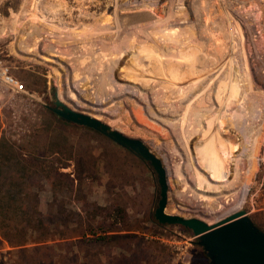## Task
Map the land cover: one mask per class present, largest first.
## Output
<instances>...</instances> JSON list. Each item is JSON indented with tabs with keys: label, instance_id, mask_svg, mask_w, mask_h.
I'll use <instances>...</instances> for the list:
<instances>
[{
	"label": "rangeland",
	"instance_id": "obj_1",
	"mask_svg": "<svg viewBox=\"0 0 264 264\" xmlns=\"http://www.w3.org/2000/svg\"><path fill=\"white\" fill-rule=\"evenodd\" d=\"M0 50L42 102L0 99V201L19 188L6 216L30 203L64 234L36 264H208L191 230L155 219L149 165L57 118L53 87L162 160L169 213L220 221L205 209L237 206L255 158L229 214L245 209L264 231V0H0Z\"/></svg>",
	"mask_w": 264,
	"mask_h": 264
},
{
	"label": "water",
	"instance_id": "obj_2",
	"mask_svg": "<svg viewBox=\"0 0 264 264\" xmlns=\"http://www.w3.org/2000/svg\"><path fill=\"white\" fill-rule=\"evenodd\" d=\"M51 91L53 105H47V108L57 118L103 134L149 165L159 186L155 219L162 224L181 225L191 230L196 238L194 242L202 247L208 264H264V231L253 222L245 209L240 208L214 224L196 217L167 212L168 173L162 160L145 142L112 128L100 119L70 108L60 100L56 87Z\"/></svg>",
	"mask_w": 264,
	"mask_h": 264
},
{
	"label": "trees",
	"instance_id": "obj_3",
	"mask_svg": "<svg viewBox=\"0 0 264 264\" xmlns=\"http://www.w3.org/2000/svg\"><path fill=\"white\" fill-rule=\"evenodd\" d=\"M62 166H53L54 168L50 170L59 173L58 169ZM13 187L15 191L6 193L10 202H13L19 191L15 184H13ZM28 196L35 198L36 195L29 193ZM10 202L0 201V248L8 247L5 253L0 254V264H36L40 262L34 259L36 251L39 249L50 250L55 246H59L60 241L64 240V234L61 232L58 235L52 233L50 227L54 224L53 222H49L42 217H34L33 205L30 203L26 204L21 210L23 217L14 221L13 217L6 216L7 211L14 210L13 203ZM59 223L57 222L55 225ZM130 236L135 237L134 235ZM111 238L112 236L101 235L96 240L105 241V239L110 240ZM135 238L139 240L138 237ZM78 242L79 240L76 243ZM25 255H30V258L25 257Z\"/></svg>",
	"mask_w": 264,
	"mask_h": 264
},
{
	"label": "built area",
	"instance_id": "obj_4",
	"mask_svg": "<svg viewBox=\"0 0 264 264\" xmlns=\"http://www.w3.org/2000/svg\"><path fill=\"white\" fill-rule=\"evenodd\" d=\"M17 95L31 97L42 103L41 98H36V94L29 91L23 81L13 73V67L7 55L0 50V99Z\"/></svg>",
	"mask_w": 264,
	"mask_h": 264
},
{
	"label": "bare ground",
	"instance_id": "obj_5",
	"mask_svg": "<svg viewBox=\"0 0 264 264\" xmlns=\"http://www.w3.org/2000/svg\"><path fill=\"white\" fill-rule=\"evenodd\" d=\"M144 8H145V7H144ZM120 20H121V18H120ZM56 88H57V87H56ZM57 91H58V90H57ZM59 94H60V93H58V96L60 97L61 94H60V95H59ZM202 96H203V95H202ZM186 102H187V101H186ZM193 102H194V101H193ZM187 104H188V103H187ZM181 105H182V104H181ZM194 105H195V104H194ZM186 107H187V106H186ZM71 108H72V107H71ZM91 111H92V110H91ZM94 112H95V111H94ZM94 112L92 111V112H89V113H86V114H88V115H90V116H92V117L97 118L98 115H97V113L95 114ZM96 112H97V111H96ZM84 113H85V112H84ZM97 119H99V118H97ZM255 123H256V122H255ZM263 126H264V125H263ZM234 128H235V127H234ZM260 129H261V128H259V130H260ZM262 129H263V128H262ZM239 130H240V129H239ZM259 130H258V131H259ZM259 132H260V131H259ZM234 134H235V133H234ZM236 136H237V135H236ZM236 140H237V139H236ZM236 140H235V141H236ZM237 141H238V140H237ZM234 143H235V142H234ZM247 145H248V144H247ZM236 146H237V145H236ZM251 146H252V145H251ZM234 147H235V146H234ZM231 148H232V147H231ZM231 148H230V149H231ZM241 148H243V146H242ZM235 149H236V148H235ZM247 149H248V148H247ZM240 150H241V149H240ZM244 150H245V149H244ZM249 151H250V150H249ZM231 152H233V151H231ZM231 152L227 154L228 157L226 156L228 159H230V157H231V159H232V157L235 156L234 153H231ZM239 152H240V151H239ZM247 152H248V151H247ZM249 153H251V152H249ZM239 154H240V153L237 154V157H238ZM244 154H245V153H244ZM170 155H171V154H170ZM247 155H248V154H247ZM173 156H174V155H173ZM173 156H172V157H173ZM240 156H241V155H239V157H238L239 159L237 158V162H238V164H240V163H239V162H240L239 160H241V162H242V159H241L242 156H241V158H240ZM253 156H254V155H253ZM209 158H210V157H209ZM209 158H208V160H210ZM243 158H244V156H243ZM231 159L229 160V162H225V161H224L225 163H224L223 166H222V167H224V169H223L224 171L228 170V168L230 167V165H231V164H230V161H232ZM254 159H255V158H253V159L251 160V162H250L249 165L247 164V165L249 166L248 171H247V172H248V177H247V179H246L245 182H244V187H243L242 189L240 188V189H241V192H240L238 195H236V196L238 197V198L236 197L237 200H236L235 198H234V200H236V201L233 200V202H236V203H237V206H235V207L233 206L234 208H230V207L233 205V204L230 202L232 205L230 204V207L228 206L230 209H227V210H226L225 208H226V206L228 205V203H227L226 206H225V208H224L226 211H224V209H223L222 211H224V212H222V213H220V214H218V213L216 212V211H217L216 209H215V210H214V209H208V207H207V209H205V212H206L207 216L209 215V216L212 217V218H215V219H219V218H220V219L222 220V219H224V218H225V217H226L231 211H233L236 207L239 208V206L242 205L241 203H242L243 196H244V194L246 193V191H247V189H248V186L250 185V184H249L250 180L253 178V177H252V176H253V174H252L253 169L256 168V163H255ZM226 161H227V160H226ZM247 161H248V160H247ZM172 162H173V161H172ZM203 163H204V162H203ZM222 163H223V161H222ZM226 163H227V164H226ZM235 164H237V163H235ZM238 164H237V165H238ZM243 166H244V163L242 164V169L244 168ZM239 167H240V166H239ZM221 169H222V168H221ZM235 169H238L237 172H239V168H235ZM246 169H247V168H246ZM213 170H214V169H213ZM211 171H212V170H211ZM169 172H170V171H169ZM177 172H178V171H177ZM167 173H168V172H167ZM170 173H171V172H170ZM233 173H235V170H234ZM241 173H242V172H241ZM228 174H229V173H228ZM239 174H240V172H239ZM243 174H244V172H243ZM245 174H246V173H245ZM245 174H244V176H245ZM216 175H217V174H216ZM217 176H218V175H217ZM239 176H241V175H239ZM246 176H247V175H246ZM246 176H245V177H246ZM237 177H238V175H237ZM245 177H244V178H245ZM212 178H213V177H212ZM213 179H214V178H213ZM224 180H225V179H224ZM240 180H244V179L240 178ZM213 181H214V180H213ZM238 181H239V180H238ZM238 181H236V182H238ZM240 185H241V184H240ZM223 186H224V185H223ZM234 187H235V186H234ZM204 188H206V187H204ZM236 192H238V191H236ZM206 199H207V198H206ZM208 199H209V198H208ZM202 200H203V199H202ZM217 203H218V202H217ZM218 204H219V203H218ZM197 205H198V204H197ZM214 205H215V204H214ZM220 205H221V204H220ZM211 206H212V205H211ZM216 206H217V205H216ZM212 207H213V206H212ZM220 207H222V206H220ZM223 207H224V206H223ZM199 208H200V207H199ZM215 208H216V207H215ZM218 208H219V207H218ZM218 208H217V209H218ZM198 210H199V209H198ZM236 211H237V210H236ZM202 214H203V213H202ZM203 215H204V214H203Z\"/></svg>",
	"mask_w": 264,
	"mask_h": 264
}]
</instances>
